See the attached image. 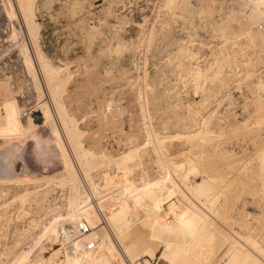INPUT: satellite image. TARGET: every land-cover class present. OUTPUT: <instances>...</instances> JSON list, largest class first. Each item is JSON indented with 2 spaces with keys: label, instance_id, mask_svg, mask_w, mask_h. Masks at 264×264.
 Wrapping results in <instances>:
<instances>
[{
  "label": "rangeland",
  "instance_id": "rangeland-1",
  "mask_svg": "<svg viewBox=\"0 0 264 264\" xmlns=\"http://www.w3.org/2000/svg\"><path fill=\"white\" fill-rule=\"evenodd\" d=\"M31 2L34 39L18 0H0V264H14L26 251L22 264L118 261V255L104 258L108 238L95 241L91 252L82 250L83 238L77 250L69 245L77 255L66 261L69 246L62 243L73 237L65 230L96 218L88 220L77 207L59 234L48 233L52 221L68 211V159L79 193L89 195L121 255L103 215L115 208L111 202L126 184L166 175L175 195L164 202L162 219L172 220V203L207 222L209 230L197 236V264H218L238 235L264 251V16L238 31L227 6L247 13L241 0H173L170 7L166 0ZM192 7H209L210 18L189 16ZM225 20L230 33H215L211 26ZM38 58L58 70L63 81L58 100L80 133L81 148L108 158L89 169V178L60 122ZM43 105L51 115L47 120L41 118ZM133 148L137 156L123 171L112 159ZM203 172L219 177L220 184L205 195L190 193L187 185L200 182ZM218 194L220 200L214 199ZM142 216L135 208L131 223ZM245 244L260 261V251ZM159 246L152 257L125 262L169 264Z\"/></svg>",
  "mask_w": 264,
  "mask_h": 264
},
{
  "label": "bare ground",
  "instance_id": "bare-ground-1",
  "mask_svg": "<svg viewBox=\"0 0 264 264\" xmlns=\"http://www.w3.org/2000/svg\"><path fill=\"white\" fill-rule=\"evenodd\" d=\"M241 1H242V5L240 6L249 7L247 13L241 12V8L239 7L238 9L237 6L235 5L233 7L230 5L227 6L228 7L227 11H231L233 13L234 24L235 27L238 29V31H243L248 24L264 16V0H241ZM18 4L22 16L24 18L29 36H31L34 39L36 38V34H37V24L33 20L32 2L31 0H18ZM166 5L168 7L172 6L173 0H166ZM186 11L189 12L190 14L189 16H192L194 14H202L204 16L209 15V18L211 13V9L209 7H206L203 10H196L193 9L192 7V9H188ZM211 28L215 33L222 35L224 33H230L229 31L232 28V26L225 20L220 24H213ZM25 58L28 64L31 66L29 57L26 55ZM38 59L40 62V69L42 70L46 82V86L48 87L49 94L51 96V99L53 100L52 102L54 103L56 109L58 110L59 119L62 125L64 126V131L66 133V136L69 142H71L70 144H72L71 146L74 151V154L79 162L80 167L82 168L81 171L83 170L84 172L83 174H85V176L89 178L87 173L89 169L103 163L104 160L108 158L103 154L99 156H95L92 152L81 148V145L78 140L80 133L75 127L74 125L75 123H73V120L66 114L63 106L60 104L58 100V97L63 89V81L58 76V70L56 68H53L44 60H40V58ZM197 76L199 77L200 75ZM41 110H42V113L40 112L42 114L41 118L45 120L50 118L49 116L51 115L48 112L49 110L47 109V106L43 105L41 107ZM67 122H70L72 124L70 129H67L65 126ZM51 131L56 136V141H55L56 142L55 144H57L56 148H58L59 146V149H61L63 154V152H65L64 151L65 149H63L62 143H60L62 141H60V137L54 126L51 127ZM198 134L199 133H197L196 135ZM198 136H199L198 137L199 140H204L203 135H198ZM61 151L58 150V152ZM137 151L138 148H133L122 153L117 158L114 159H112L111 157L110 158L114 161V163L117 164L118 167H121V169L125 171L127 169V165H126L127 162L133 160L137 156ZM65 156L67 155L65 154ZM61 158H64V155L61 156ZM65 164L66 163H64V165ZM67 164L69 166V172L66 175L67 176L66 179L65 177L63 179H65L64 181L68 183V187L70 190L69 198H68V211L66 215L57 216L56 219L52 221L50 227L48 228V233L50 231L52 233V236L56 235L57 232L63 227L65 222H69L71 220L70 216L74 212V208L76 207L78 208V210H81L80 214H82L83 217L88 218V220L89 218L92 219L93 216H95L96 218L95 221L93 222L90 221L87 223V225L90 228L88 233L82 236H78L76 238L73 237L69 242L67 241V239L69 238H66L65 242H63L62 244L65 243L67 247L69 245H72L71 247L77 250V248H80L78 246H80V242L82 238L87 241L90 240L99 243L102 242L103 239L108 238L109 242L108 244L105 245L106 256L104 258L111 259L112 255H114V257L118 255L117 256L118 261L116 260L114 264H127L124 258H126L128 262L131 263L139 259V256L152 257L154 255L155 249L161 244L163 251L160 257L166 260L169 264H197V258H198L197 254H201V251L198 250L200 244H199V240L197 239V236L200 233L209 230V228L207 227V222L198 212L192 211L190 209H179V208L176 209L172 207V203L168 205L169 213L171 212L172 214V220L165 222L162 219V214L164 213L162 206L164 202L175 195L174 187L166 186V183L169 179L167 175L160 179L144 182L138 186L136 185L127 186L126 184L127 186L126 187L124 185L125 188L124 189L122 188L123 192L120 194V196L118 198L117 196L115 197L117 199L114 200L115 202L113 201L114 203L111 202V204H114L115 208H113L109 212L106 211L105 215H103V219L109 222V224L111 225L114 231V235L119 242L118 244H120L121 246V250L124 255L123 257V255H121V253H118V250L115 249V246L113 245V241L111 242L110 240L111 238L109 237V234L105 230L104 224L102 226L103 222L100 220L101 217L99 218L97 216L98 213L97 212L95 213L93 205L90 202L91 200L89 201L88 199L89 193L88 194L85 193L88 196L81 195V193H79V185H78L79 182L75 174H73V168H72L73 165L71 164V162H69V159L67 160ZM104 175L105 174H103V178ZM220 182L221 179L219 177L217 178L215 176L209 175L207 172H203L201 176V181L198 183H189L187 185V189L192 194L205 195L209 191L216 189V186L219 185ZM88 183L92 184L93 182L90 181ZM93 187L95 188V186ZM94 188L93 191H95L96 189ZM222 193L223 191L220 192V194ZM220 194H218L217 196H213V198L220 200L218 199V197H220L219 196ZM135 208H138L143 213V216L141 220L132 224L131 219L134 214ZM99 210H101V208ZM209 225L211 226V224ZM240 239H243L244 243ZM245 242L250 243L251 247L254 250L260 251L262 256L260 261H258L255 258V256L253 255L254 252L253 251L251 252V250L246 246ZM71 247L70 246L69 248L64 247L65 251L71 252V253L64 252L66 254L65 259L68 263L73 262L77 255V251L75 252L70 250ZM27 252L28 251L24 252V255L20 256L14 262V264H22L23 259L28 254ZM158 259L159 258H157V261ZM92 262L96 264L97 260H94ZM145 264H148V262L145 261ZM218 264H264V251H262L256 245V243H254L251 240V238L242 237L241 235H238V237L234 236V239L228 244Z\"/></svg>",
  "mask_w": 264,
  "mask_h": 264
},
{
  "label": "built area",
  "instance_id": "built-area-1",
  "mask_svg": "<svg viewBox=\"0 0 264 264\" xmlns=\"http://www.w3.org/2000/svg\"><path fill=\"white\" fill-rule=\"evenodd\" d=\"M90 230L89 226L85 223H80L77 227L74 226H69L66 230L65 233L67 236L74 237V236H82L86 233H88ZM81 247L83 250L87 252H91L95 250L96 243L93 241H84L81 243Z\"/></svg>",
  "mask_w": 264,
  "mask_h": 264
}]
</instances>
